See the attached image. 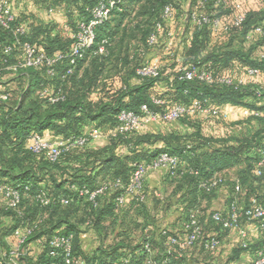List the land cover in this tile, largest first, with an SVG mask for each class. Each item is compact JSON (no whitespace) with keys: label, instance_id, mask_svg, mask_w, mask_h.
Wrapping results in <instances>:
<instances>
[{"label":"trees","instance_id":"16d2710c","mask_svg":"<svg viewBox=\"0 0 264 264\" xmlns=\"http://www.w3.org/2000/svg\"><path fill=\"white\" fill-rule=\"evenodd\" d=\"M102 1L108 3L109 0L37 2L49 10L62 12L67 19V26L75 35L81 23H89L93 19V10ZM113 1L115 5L111 8L109 19L96 29L95 44L81 59H77L70 76L62 80L69 69L68 62L58 67L53 78L48 77L44 69L21 73L19 76H23L26 83H29L28 88L14 89V95L19 100L16 106L8 109L0 107V184L18 188L23 195L20 209L22 215L3 208L0 209V214L13 216L17 222L15 229L19 226L36 227L31 240L42 235L49 238L56 230L64 228L63 234L72 237L74 256L80 264H121L129 257L130 264H163L164 261L165 264H201L189 259L187 254L194 250L214 254L218 250L214 253L207 251L202 241L193 248L180 249L178 246H171L170 239L184 235V227L191 214L199 211L206 238L216 236L220 241L228 231L215 224L212 216L215 212L226 214L229 204L236 199V179L245 188L244 195L238 197L240 203L247 206L256 199L259 204L264 205V176L256 175L260 152L264 151V121L245 117L232 124L233 129H226L225 134H216L205 132L202 119L187 116L177 122H158L163 126L156 132L144 133L140 129L127 136H114L113 132L122 111L140 115L143 106L156 112H164L175 105H189L194 100H200L208 101L215 107L232 106L263 111L264 107H258L253 99L264 98V88L258 93L257 86L253 85L236 90L224 86H209L198 81H182L180 77L190 65L211 67L216 76H236L248 68L260 69L264 74V59L259 60L253 56L255 47L262 44L264 39H258L255 44L246 43V36L255 27L264 24V0H257V5L251 8L245 6L247 17L244 24L239 28H231L226 34H215L210 25L199 28L194 24L192 13L199 11L197 0H183L187 6L184 11H180L182 21L175 17V1ZM169 4L174 7V15L172 19L162 23L163 33L157 45L148 48L147 39L156 23L161 22V13ZM206 13L211 16L214 14L212 19L231 17L235 14V7L231 0L217 9L211 2ZM15 17L16 25L23 26L26 30L23 40L41 48L48 57L67 53L75 41L73 35H65L62 28L52 22L38 24L35 20H30L35 18L34 15ZM144 18L148 20L145 23ZM174 20L176 24L172 25ZM151 22V29L142 28L144 24ZM179 23L181 27L177 28ZM142 33L141 45L137 49L139 57L135 60H131L129 54L122 57L124 51L130 49L126 46L128 35L137 39L138 34ZM177 33L178 38L175 39L174 35ZM104 40L110 44L107 46L108 56L96 55L95 52ZM12 41V33L0 27V45ZM169 44L176 45L174 53L169 52L171 55L166 52ZM116 46L119 52H116ZM142 50H146L145 57L141 54ZM156 53L163 54L159 76L139 78L136 75L137 68L149 64L148 60ZM17 54H21V50L17 49L14 55ZM15 56L10 59L9 64L14 63ZM178 56L181 57L180 61H176ZM113 58L115 60L112 62ZM4 66L6 65L0 59V68ZM42 85H48L54 91L62 87L65 100L55 104L46 103L38 96ZM153 97L163 100L164 105L155 106ZM203 120L222 121L221 118ZM154 124L156 123L150 125ZM91 126L100 129L102 136L107 139L106 146L94 149L91 146L95 141H92L85 147L63 153L55 163L48 161L45 156L33 154L29 149L30 137L34 134L48 141H56L54 138L68 140L84 135ZM178 127L187 130L182 131ZM243 127V135H232L230 132H241ZM162 153H169L182 160V165L174 174L169 170H157L166 173L165 181L172 188L169 201L159 199V202L164 208L181 205L180 211L178 209L181 214L180 225L176 231L164 228L157 236L148 230L155 223V218L149 215L146 207L149 200L147 176L152 171L148 172L144 180L146 199L138 202L130 198V206L136 207L137 214L144 213V224L134 220L127 200L123 206L116 204V198L122 192L120 190L99 199L96 208L87 198L80 197L79 190H93L104 181L120 179L126 185L135 165L150 163ZM232 171H237V177H233ZM216 175L226 176L228 181L211 193L199 189L201 181ZM102 176L104 179L100 178ZM25 187L29 188L27 194ZM40 190L45 191L52 199V205L47 208H42L35 200ZM223 193L226 211H212L204 204H209ZM64 199L70 200V203L63 205ZM1 218L2 215L0 221ZM2 228L0 222V233L4 237L6 235ZM92 230L99 235L100 244L95 252L89 253L83 248L82 234ZM138 231L142 232L137 237L135 234ZM147 244L151 246L150 253L146 252ZM250 250L255 251L256 258L257 253L264 250V245H248L247 248L240 245L228 262L235 261L242 252ZM51 262L44 248L40 255L28 258L26 264Z\"/></svg>","mask_w":264,"mask_h":264},{"label":"built area","instance_id":"2783aa9c","mask_svg":"<svg viewBox=\"0 0 264 264\" xmlns=\"http://www.w3.org/2000/svg\"><path fill=\"white\" fill-rule=\"evenodd\" d=\"M230 0H197L199 11L192 13V20L197 27L210 25L215 34H226L233 27H241L247 17L244 0H231L235 7V14L231 17L215 18L214 15H208L206 9L209 3H214V8L225 6ZM115 5V1L109 0L108 3L100 2L93 10V19L89 23H81L78 26V32L73 35L74 43L67 53H58L54 57H48L41 48L33 45L23 38L26 36V30L23 26L16 25V17L13 11L12 4L9 0H0V27L9 31L13 35V41L7 44L0 45V59L6 65L0 68V107L10 108L14 89L16 88L15 79L17 73H27L29 70L44 69L46 75L53 78L59 66L64 62H68L69 69L62 76L64 81L73 73L77 59H81L84 54L90 50L96 41V29L107 21L110 17L111 8ZM174 15V7L169 4L165 6L161 15V22L156 23L152 33L147 39V47L154 48L163 33V22L172 19ZM264 39V24L255 27L247 36L246 43L251 44L258 39ZM110 46L107 40H104L99 49L95 52L96 55L108 56ZM21 50V54L14 55L16 50ZM141 54L145 57L146 50H142ZM15 56V61L9 64L10 59ZM264 58V57H263ZM9 64V65H8ZM12 76L13 79L6 81V74ZM244 77L260 78L263 77V72L257 68H248L244 72ZM12 74V75H11ZM136 75L139 78H157L159 76L158 64H145L136 70ZM182 81H198L209 86H224L234 89H239L247 85L242 77L224 74L216 76V73L211 67H200L190 65L187 67L182 76ZM29 83L26 85L28 88ZM264 87L258 86V93ZM260 96V94H258ZM38 96L46 103L55 104L65 100V95L62 87L54 91L48 85H42ZM155 106H163L164 102L160 98L153 97ZM245 117H254L264 121V110H245ZM187 116H196L200 119L221 118L227 119L228 115L219 107L210 105L208 101L202 102L194 100L189 105L178 104L168 111L156 112L148 106H143L141 114L137 115L133 112L122 111L118 115V125L113 132V135L118 134L127 136L141 128L158 122L172 123L181 120ZM102 137V133L98 128H92L84 135L71 137L68 140L48 141L39 135L30 137V151L37 156H45L52 163L58 161L61 155L74 148L85 147L92 141H96ZM182 165V160L177 156H172L169 153L160 154L155 160L150 163L143 162L135 165V169L125 185L122 180H108L99 184L95 189L90 190L83 188L79 190L80 197H85L91 202L94 207H98V200L103 198L115 190L122 191L116 198V204L123 206L128 198H134L138 202H143L146 199L144 180L149 171L169 170L172 174ZM256 175L264 176V151L260 152V158L256 165ZM228 181L226 176H214L211 179L203 180L199 184V189L211 193L217 190L220 186ZM77 190L76 188H73ZM245 188L241 182L235 180V195L229 206L226 214L215 212L212 220L215 224L220 225L223 230L236 231L241 239L240 245L243 248L248 247V231L246 225L255 224L258 229L264 232V205L259 204L256 199H253L249 205L240 203L238 197L244 195ZM29 191L25 187V194ZM23 195L18 188L8 184H0V205L6 211H15L20 213ZM36 202L42 207L47 208L52 205V199L43 190L37 192L35 196ZM70 200H62L63 205H68ZM184 235L170 239L171 246H178L180 249H190L195 247L201 241L205 249L211 253L219 249L220 241L216 236L206 238V232L201 221V213L193 212L184 227ZM36 227H18L10 235L2 237L0 233V264H26L27 259L33 257L30 245L31 238L35 234ZM166 234V232H164ZM206 238V239H205ZM9 239H13L9 242ZM205 239V240H204ZM47 251V256L52 260L51 264H80V261L74 256L72 237L66 234L56 232L50 236L44 247ZM146 252H151V246H145ZM144 250V248H143ZM130 257L124 260L121 264H130ZM166 261L163 262L165 264ZM253 264H264V250L257 253Z\"/></svg>","mask_w":264,"mask_h":264},{"label":"crops","instance_id":"0c3cea01","mask_svg":"<svg viewBox=\"0 0 264 264\" xmlns=\"http://www.w3.org/2000/svg\"><path fill=\"white\" fill-rule=\"evenodd\" d=\"M9 1L12 4L13 11H14L16 16H20V15L31 16L30 13L32 12V10L23 8V5H25L26 3H27L26 5L28 8L30 6H32V4L29 3L31 0H9ZM18 1H22V7H18V3H19ZM255 1H257V0H255ZM35 2H37V0H33V3H35ZM33 6H34V8H37L36 5H33ZM50 12H51V17L53 18V16L56 15L57 12H59V11L51 10ZM52 13H54V14H52ZM63 16H64V14H63ZM251 44H253V43H251ZM172 46L170 44L167 45V48H166L167 53H169V51H170V53H172V52L174 53V48L176 50V45L173 47ZM253 56H254V58L259 59V60L264 59L263 58L264 57V42L262 44H260L259 46L255 47L254 52H253ZM162 57H163V54L160 55V54L156 53L153 56V58L151 59V63L161 65ZM176 59H177L176 61H180L181 57L178 56ZM236 76L242 77L246 81L247 85L264 87V75H263V77L252 79V78L244 77V73L242 71H240L238 73V75H236ZM253 103L256 104L258 107H264V98L253 99ZM222 108L223 109H221V110L224 111L225 113H227L228 118L235 117L236 115H240V118H242L243 116L245 117L244 111L247 110L246 108L232 107V106H223ZM232 112L235 115H232ZM242 114H243V116H242ZM162 126H163V124L156 123L154 125H150L149 127L145 126L144 128H141V130L144 131V133L156 132V131H159L160 129H162ZM92 128H93V126L87 128V130H89V129L91 130ZM178 129H180L182 131L187 130L186 128H182V127L181 128L178 127ZM188 130H190V129H188ZM54 139L56 141L59 140V139L57 140V138H54ZM106 145H107V139L102 136L100 139L93 142L91 147L94 149H98V148H102ZM123 151L126 154V150L123 149ZM232 172H234V171H232ZM232 172H231V174H232ZM165 176H166V173L164 171H152L147 176V188L149 190L148 191L149 200L146 203V207H147L149 215L151 217H154L156 220L161 218L163 214L167 215L168 213L174 212L173 210H176V209L177 210L179 209V211H180V208H181V205L174 206L173 208H164L161 203H158L159 199H163L161 194L163 193L165 187L167 186V183L165 181ZM100 178L104 179V176H102ZM153 191L157 197L156 198L157 202L153 198V195H152ZM127 203L129 204L128 206H130V204H131L130 198L127 199ZM204 204L206 206L208 205V208L212 211L213 210L214 211H216V210L226 211L227 210L226 198H225L224 193L222 195H220L219 197H217L216 199L212 200L209 204H206V202ZM130 207H128V208L130 210H132L131 215L134 218V220L138 221L139 223L144 224V213L141 215H138L136 212V207L132 208V205ZM2 208L3 207L0 205V209H2ZM162 208L165 210H163ZM162 211H164V212H162ZM179 211H177L178 222L173 223L170 221L171 219L170 220L168 219L170 222L167 221V224L172 225L171 227H169L170 230H172V231H176L178 229V226L180 225L179 219L181 217V214ZM0 222H1V226L3 227L2 228L3 233L5 235H10L14 231L15 226L17 225L16 219H14V217L10 216V215L5 216L4 214H2V218H1ZM161 222H163V221L161 220L158 223H156V226L157 225L160 226ZM22 227H25V226H22ZM82 229H83V227H82ZM161 229H164V228H161ZM161 229H160V227L155 228V225L154 226L151 225L148 228L149 231H151L154 235H157V236L159 235V232ZM246 229L248 231V244L250 246H254L257 244L264 245V232L260 231L255 224L246 225ZM56 232L63 233L64 228L56 230L55 233ZM141 232L142 231L136 232L135 236L138 237L141 234ZM47 239H48L47 235H42L41 237H38V238L32 240V243L30 245V249L32 250L33 257H36L42 253ZM12 241H13V239H9V242H12ZM99 241H100L99 235L94 230L88 231L87 233L82 234L83 248L86 251H88L89 253H93L98 249L99 244H100ZM240 242H241V239H240V237L236 231H228V233L221 238L219 249H218L217 253H214V254L204 253L203 254L200 251L194 250V251L189 252L187 254V257L189 259H192L193 261H196V262L201 263V264H221L222 261L224 262V264H227V263L228 264H252L253 260L255 258V254H254L255 251H252V250L242 252L240 257L237 258L235 261L228 262V260L233 256L234 250L240 246ZM208 255H212L213 259H207Z\"/></svg>","mask_w":264,"mask_h":264},{"label":"rangeland","instance_id":"374dc122","mask_svg":"<svg viewBox=\"0 0 264 264\" xmlns=\"http://www.w3.org/2000/svg\"><path fill=\"white\" fill-rule=\"evenodd\" d=\"M37 1H39V0H37ZM171 3H173L174 1H175V3H176V5H175V7H176V16L175 17H179L181 20L180 21H182V16H181V13H180V11H184L183 9H185L186 8V6H187V3L186 2H184L183 0H181V2H178V0H169ZM19 3H18V7H22V1H18ZM29 3H31L32 4V6H30L29 8L27 7V3L25 4V5H23V8H25V9H31L32 10V12L30 13L31 15H34V19H32V18H30V20L32 21V20H35L38 24L39 23H48V22H52V23H54V24H56L58 27H60V28H62V31L64 32V34L65 35H73L71 32H72V30L67 26V24H66V21H67V19L65 18V16H63V13L62 12H57V14L56 15H54L53 16V18L51 17V10H49V9H47L46 8V6L45 5H43L42 3H38V2H35V3H33V0H31ZM244 4H245V6H247L248 8H251V7H254L255 5H257L256 4V1L255 0H244ZM33 5H36L37 6V8H34V6ZM196 7V6H195ZM195 7H194V9H195ZM52 14H54V13H52ZM162 14V13H161ZM175 17L173 18V19H175ZM148 20H147V18H144V23L145 22H147ZM176 22V20H174V22L172 23V25L174 24ZM178 22H179V20H178ZM177 22V23H178ZM190 23H191V21H190ZM152 22L150 23V24H144L143 26H142V28H144V30H148L149 28L151 29L152 28ZM176 24V23H175ZM174 24V25H175ZM190 26L192 27V24H190ZM179 27H181V24L179 23L178 25H177V28H179ZM128 35V34H127ZM131 35V34H130ZM130 35H128V38L126 39V46H129V50L128 51H124L125 53H124V55H122V57H125V56H127L128 54H129V58L131 59V60H135V59H137L138 57H139V55H138V53H139V51H137V49H138V47H140V45H141V38L143 37V33H142V35L141 34H138V38L137 39H133V38H131V36ZM175 37V39H177L178 37V33H177V35H174ZM118 46V45H117ZM117 46L115 47L116 48V52H119L120 50L119 49H117ZM124 49H126L125 48V46H124ZM170 52V51H169ZM115 59L113 58L111 61L113 62ZM148 62H150L151 63V60H148ZM149 63V64H150ZM177 65V64H176ZM181 66V65H180ZM161 67L159 66V69H160ZM180 68V67H179ZM7 73V72H6ZM12 75V74H11ZM14 75H18V77L14 80L15 81V83L17 84L16 85V88H18L19 87V89H25L26 88V85H27V83H26V81H25V78L23 77V76H19V75H21V72L20 73H17V74H14ZM6 76H7V78H6V81H11L12 79H13V77L12 76H8V73L6 74ZM18 98L17 97H15V95L12 97V100H11V105L12 106H16L17 105V103H18ZM220 109H223L222 107H219ZM232 115H235V114H233V112H232ZM231 115V116H232ZM242 116H243V114H242ZM241 116V117H242ZM245 117L243 116L242 118H240V115H236L235 117H230V118H227V119H222V121L221 122H217V121H215V120H203L202 119V121H203V123H204V127H206L205 128V132H207V133H210V132H213V133H216V134H225L226 132L225 131H227L228 130V128H232L231 127V125L232 124H234V123H238L241 119H244ZM240 119V120H239ZM208 124H213V125H208ZM210 127H212V130H211V128ZM245 127H243L242 129V131L240 132V131H235V130H231L230 132H231V134L233 135H235V134H237V135H243L244 133H245V129H244ZM227 129V130H226ZM233 129V128H232ZM235 129V128H234ZM236 172L237 171H234V172H232V175H233V177H237L235 174H236ZM172 188L170 187V186H166L165 187V189H164V191H163V193L161 194L162 195V198L163 199H166V201H169V197H170V194H171V190ZM149 190H148V188H147V192H148ZM160 193V192H159ZM148 195H149V193H148ZM153 198H154V200L156 201V195L154 194V191H153ZM244 199V198H243ZM242 199V200H243ZM244 201V200H243ZM242 201V202H243ZM157 202V201H156ZM158 203H160L159 201H158ZM245 204V203H244ZM160 205V204H159ZM171 208H173V206L171 207ZM204 208H205V205H204ZM163 209V208H162ZM163 210H165V209H163ZM174 212H172V213H168L167 215H165V214H163L162 215V217L161 218H159L158 220H156V219H154L155 220V223H154V225H155V228L156 227H160V229L161 228H167V229H170L169 227H171L172 225L170 224H167V221H169L170 219V221L171 222H173V223H175V222H178V219H177V209L176 210H173ZM162 212H164V211H162ZM176 212V213H175ZM2 214H0V216H1ZM169 219V220H168ZM163 221V222H161L160 223V226L159 225H157L156 226V223H158L159 221ZM169 221V222H170ZM168 222V223H169ZM154 225H152V226H154ZM207 259H213V256L212 255H208L207 256ZM227 261V260H226ZM225 261V262H226ZM221 264H224V262L222 261V263Z\"/></svg>","mask_w":264,"mask_h":264}]
</instances>
